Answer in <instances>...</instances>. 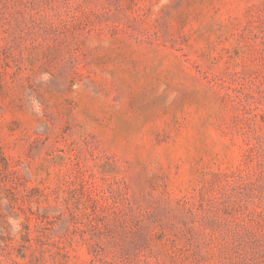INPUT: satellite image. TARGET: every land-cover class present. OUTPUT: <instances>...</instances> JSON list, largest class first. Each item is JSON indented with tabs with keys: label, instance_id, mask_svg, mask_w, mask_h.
Segmentation results:
<instances>
[{
	"label": "rangeland",
	"instance_id": "374dc122",
	"mask_svg": "<svg viewBox=\"0 0 264 264\" xmlns=\"http://www.w3.org/2000/svg\"><path fill=\"white\" fill-rule=\"evenodd\" d=\"M0 264H264V0H0Z\"/></svg>",
	"mask_w": 264,
	"mask_h": 264
}]
</instances>
